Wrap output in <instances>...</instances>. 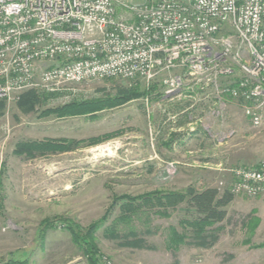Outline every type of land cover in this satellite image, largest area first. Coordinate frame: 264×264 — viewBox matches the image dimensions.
<instances>
[{
  "label": "rangeland",
  "instance_id": "374dc122",
  "mask_svg": "<svg viewBox=\"0 0 264 264\" xmlns=\"http://www.w3.org/2000/svg\"><path fill=\"white\" fill-rule=\"evenodd\" d=\"M165 75L148 85L138 80L106 79L73 84L57 94L33 90L52 97L28 114L16 106L26 91L3 99L6 105L0 115V264L13 259L25 260L27 264H89L82 248L72 241L65 221H54L46 230L43 221L61 216L86 228L112 205L107 219L93 234L100 251L98 262L105 256L114 264H264V200L256 203L260 196L234 195L240 199L226 207L225 219L213 228L217 238L206 247L185 244L176 252L166 248L169 228L181 231L179 221L189 216L184 204L173 209L140 211L129 223H118L121 237H109L104 231L123 213V196L180 192L203 186L222 192L230 181V169L264 160V104L259 127L251 126L239 102L225 97L221 101L223 113L213 118L206 110L208 99L192 105L193 98H183V92L179 97L164 96ZM130 88H138L142 94L92 115L57 117L41 113L72 100L113 97L118 90ZM196 115H204L201 123L193 121ZM199 128L213 145L237 146L233 155L237 160L226 167L228 172L222 166L216 171L212 161L205 167L197 158L196 147L185 146ZM95 139L100 141L84 144ZM30 140L84 143L71 151L30 159L14 153L18 143ZM186 151L191 154L185 155ZM223 155L230 156L227 152L220 154ZM242 156L258 157L246 162L240 160ZM252 218H257V225L251 228ZM129 230L135 235H129Z\"/></svg>",
  "mask_w": 264,
  "mask_h": 264
},
{
  "label": "built area",
  "instance_id": "2783aa9c",
  "mask_svg": "<svg viewBox=\"0 0 264 264\" xmlns=\"http://www.w3.org/2000/svg\"><path fill=\"white\" fill-rule=\"evenodd\" d=\"M162 74L164 96L208 99L213 118L229 98L259 127L264 0H0V100L106 79L148 85ZM229 171L232 194L264 191V160Z\"/></svg>",
  "mask_w": 264,
  "mask_h": 264
},
{
  "label": "trees",
  "instance_id": "16d2710c",
  "mask_svg": "<svg viewBox=\"0 0 264 264\" xmlns=\"http://www.w3.org/2000/svg\"><path fill=\"white\" fill-rule=\"evenodd\" d=\"M142 93L138 88L120 89L113 97L98 100H72L61 106L51 107L42 110L44 115H55L57 117L79 116L86 114H95L102 109L118 106L135 97H139ZM52 94L38 93L33 90H27L22 93L16 106L21 113L28 114L34 112L36 107L46 104ZM5 101L0 100V115L5 110ZM106 135L105 137H108ZM94 141V142H93ZM91 140L88 143L84 141H53V140H30L20 142L14 148V153L24 155L26 158H34L35 156H43L48 154L61 153L74 150L81 143L91 145L100 140ZM234 194L224 189L222 192L216 187H205L201 190L188 187L185 191H154L135 197L123 196L125 202L120 204L121 216L115 219L110 227L105 228V232L109 237H121L117 232V225L120 222L129 223L132 216L137 215L140 211L147 209L148 211L156 207L175 208L178 204H184V210L189 214L179 221L182 230L178 231L175 227L169 228V236L166 240V248L172 252H176L182 245L190 244L197 247L210 246L217 238L214 225L221 223L227 214L226 207L232 202ZM117 199V198H116ZM115 200V199H114ZM101 217L97 222L82 228L79 224L61 216H55L53 219L43 221L45 227L51 225L54 221H65L67 229L71 235L72 241L82 248L89 264H98V256L100 251L95 243L93 234L96 229L105 222L107 215ZM146 211V210H145ZM124 213H127L126 215ZM147 213V212H146ZM156 213V212H155ZM157 213H159L157 211ZM257 218H252L251 228L257 225ZM258 221V220H257ZM129 235H135L132 230L127 232ZM189 239V240H188ZM135 245V242H131ZM261 245H264L261 244ZM4 264H27L25 260H9Z\"/></svg>",
  "mask_w": 264,
  "mask_h": 264
},
{
  "label": "crops",
  "instance_id": "0c3cea01",
  "mask_svg": "<svg viewBox=\"0 0 264 264\" xmlns=\"http://www.w3.org/2000/svg\"><path fill=\"white\" fill-rule=\"evenodd\" d=\"M189 144H191V145L193 144V146L196 147L195 149L199 153L197 158L201 160V161L199 160V162H203L205 167H207L210 164L209 162H211V161L214 162V163H211V165L216 167L215 168V169H217L216 171H220V167L222 166V170L224 169L225 172L226 171L228 172V169L226 167L231 165V163H234V161L237 160V158L233 157V155H234V153L236 151V147H237L235 144L227 143V144L223 145V147H220V145L219 146H216L215 144L213 145L210 142L209 138L207 136H205V134H203V132L201 131L200 128L197 130L196 134L193 135V138L190 141H188V143H185V146L189 145ZM226 152L230 156H228V155L220 156V154L226 153ZM186 154L190 155L191 151H186L185 155ZM242 157H240V160L243 159L246 162H249V161H252V160L254 161L258 156L256 158H253V159H250V158L246 159L245 157H243V158ZM227 162H229L228 165L226 164ZM227 178L231 179L230 173L227 174ZM205 187H207V186H205ZM205 187L203 186V187H201V188H199L197 190H201V189H203ZM259 196H260V198L256 201V203H259L260 201L264 200V191ZM238 199H240L239 196H234L232 202L237 201ZM259 205H257L256 207H259ZM263 205L264 204H262V209L264 208ZM260 208H261V206L259 207V209ZM256 209H258V208H256ZM259 209H258V211H259ZM259 216L262 218V214L261 213H260Z\"/></svg>",
  "mask_w": 264,
  "mask_h": 264
},
{
  "label": "bare ground",
  "instance_id": "6f19581e",
  "mask_svg": "<svg viewBox=\"0 0 264 264\" xmlns=\"http://www.w3.org/2000/svg\"><path fill=\"white\" fill-rule=\"evenodd\" d=\"M105 150V149H104ZM100 151V150H99ZM102 151V150H101ZM106 153V152H105ZM105 156V155H104Z\"/></svg>",
  "mask_w": 264,
  "mask_h": 264
}]
</instances>
